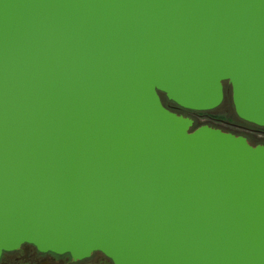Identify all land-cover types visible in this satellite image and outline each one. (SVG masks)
<instances>
[{
  "label": "water",
  "instance_id": "95a60500",
  "mask_svg": "<svg viewBox=\"0 0 264 264\" xmlns=\"http://www.w3.org/2000/svg\"><path fill=\"white\" fill-rule=\"evenodd\" d=\"M225 82L264 127V0H0V260L264 264V145L162 97Z\"/></svg>",
  "mask_w": 264,
  "mask_h": 264
},
{
  "label": "rangeland",
  "instance_id": "374dc122",
  "mask_svg": "<svg viewBox=\"0 0 264 264\" xmlns=\"http://www.w3.org/2000/svg\"><path fill=\"white\" fill-rule=\"evenodd\" d=\"M162 97L166 106H174L177 109V112L193 119L194 123L192 129L203 124L219 126L224 129L228 128L224 123L217 121L215 118H224L248 126H256L252 123L243 121L238 117L232 101V89L228 82H225V98L223 102L215 109L208 111H194L185 109L168 100L165 95H163ZM245 135L250 139L252 143L262 141V139L257 135L248 133H246ZM10 255L17 256L19 258V261L12 260V264H39L43 261H49V264H85L86 262H92L101 258H107L103 253L95 252L92 257L82 260L83 262L72 261V257L70 256V254L60 255L51 252L39 253L37 248L32 244H24L19 250L14 251Z\"/></svg>",
  "mask_w": 264,
  "mask_h": 264
},
{
  "label": "flooded vegetation",
  "instance_id": "af4514ba",
  "mask_svg": "<svg viewBox=\"0 0 264 264\" xmlns=\"http://www.w3.org/2000/svg\"><path fill=\"white\" fill-rule=\"evenodd\" d=\"M167 107L169 109L177 112V109L174 106H167ZM177 113H179V112H177ZM179 114H181V113H179ZM215 119L217 121H220L221 123H224L228 128L224 129V128L219 127V126H213V125H209V124H203V125H208L210 127L217 128V129H220V130L228 132V133H232V134H234L236 136H242V137L246 138L247 141L251 145H254V146H256V145H264V127H261V126H258V125H256V126H248V125H245V124H242V123H238V122H234V121H231V120H228V119H224V118H215ZM243 121H245V120H243ZM248 123H250V122H248ZM246 133L252 134V135H257V136H259L262 139V141L259 140L260 142L252 143L250 141V139L245 135ZM14 251H16V250H14ZM14 251L5 252L3 254L1 260H0V264H12L11 263L12 260H18L19 261V258L17 256L10 255ZM38 252L39 253H48V252H43V251H40V250H38ZM6 253H8V254H6ZM51 253H53V252H51ZM72 261H74V260L72 259ZM81 261L82 260H79V262H81ZM48 262L49 261H43V262H40L39 264H49ZM85 264H114V263L107 257V258H101V259H98V260L92 261V262H86Z\"/></svg>",
  "mask_w": 264,
  "mask_h": 264
}]
</instances>
